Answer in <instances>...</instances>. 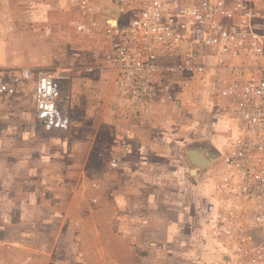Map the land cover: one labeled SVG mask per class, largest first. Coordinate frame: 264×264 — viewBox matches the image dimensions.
<instances>
[{
    "label": "rangeland",
    "instance_id": "374dc122",
    "mask_svg": "<svg viewBox=\"0 0 264 264\" xmlns=\"http://www.w3.org/2000/svg\"><path fill=\"white\" fill-rule=\"evenodd\" d=\"M69 2L72 23L66 28L53 24L50 31L55 20L45 16L57 5L54 1L49 7L41 0H0V26L14 31L0 27V264L264 261L253 257L257 246L264 248L262 233L255 236L260 243L239 244L241 255L227 260L215 248L226 244L198 243L194 228L163 226V220L178 215L180 187L172 175L158 178L173 172L177 163L138 158L137 152L146 156L150 149L146 153L147 148L117 143L126 134L113 128L114 111L125 99L114 96L116 69L108 58L113 46L102 33L103 15L93 13L111 6L94 0L85 10L78 0ZM21 14L31 19L20 21ZM213 68L224 74H211L214 84L208 87L216 90L218 78L225 83L229 73ZM42 73L54 77L56 110L67 118L64 127L55 128L54 119L37 110ZM206 101L200 100L201 109ZM185 191V202H192L191 192Z\"/></svg>",
    "mask_w": 264,
    "mask_h": 264
},
{
    "label": "built area",
    "instance_id": "2783aa9c",
    "mask_svg": "<svg viewBox=\"0 0 264 264\" xmlns=\"http://www.w3.org/2000/svg\"><path fill=\"white\" fill-rule=\"evenodd\" d=\"M103 1L116 10L105 19V33L120 96L140 100L161 93L173 100L166 74L198 76L213 67L229 73L226 89L240 138L229 155L240 182L229 185V193L234 202H252L249 223L264 235V0ZM54 92V77L39 74L37 110L61 128L67 118L57 113ZM241 239L254 243L249 234ZM255 251L253 257L264 258L262 246Z\"/></svg>",
    "mask_w": 264,
    "mask_h": 264
},
{
    "label": "crops",
    "instance_id": "0c3cea01",
    "mask_svg": "<svg viewBox=\"0 0 264 264\" xmlns=\"http://www.w3.org/2000/svg\"><path fill=\"white\" fill-rule=\"evenodd\" d=\"M23 1L26 2V0ZM53 1L57 5L50 9L49 16H45L49 17L51 22L55 20L50 24V31L54 30L51 25L66 28L65 24L72 23L74 19L72 18L73 11H71L73 7L69 5L70 0H41V3H48L50 7ZM78 4L80 9H88V6L82 5L80 0ZM111 9L110 11L101 9L99 12L93 10V13L103 15L100 18L105 26L106 17L116 14V10ZM30 19L31 15L27 17L21 14L19 17L20 21ZM41 25L44 24L41 23ZM0 27L2 32H8L11 29L10 25L5 24ZM105 29H103V35ZM9 32L14 33V31ZM211 49L215 50V48ZM210 70L211 72L206 71L207 75L205 72L201 74L202 77L194 75L196 79L192 75L181 76L186 75L184 73H178L181 75L177 78H164L171 83L173 90L178 81L177 92L174 91L173 100L167 99L161 93L140 100L122 97L117 91L114 78V96L123 98L125 101L124 103L118 102L120 105L114 111L113 128L116 133L126 134L118 139L115 138L122 146L135 149L147 148L146 153L148 148L150 149L146 156L141 151H136L138 158L147 157L148 161H155L154 157H161L160 162L166 159L177 163L172 168L174 173L164 172V177L160 178L154 174L150 175L153 179L155 177L163 180L172 175L170 179H176L175 186L180 187L178 215L175 219L163 220V226L194 228L193 238L198 243L226 244V247L216 245L215 248L223 258L230 260L232 254L241 255L239 244H253L248 241L241 243L244 242L241 236L249 234L255 242L257 239L255 236L260 232L258 228L252 227L249 223L252 202L248 204L242 200L234 202L233 196L229 193V185L240 182V178L234 175L236 169L229 164V155L240 138L232 113V102L226 89L227 82L224 83L222 78V80L218 78L216 90L214 86L213 89L208 87L209 84H214L211 81L214 80L215 75L211 74L219 73L217 69L210 68ZM219 74L224 77L223 72ZM166 75L165 77H168ZM188 84L192 85L189 87ZM205 86H207L206 89ZM204 97L207 98L206 106L205 109H201L200 100ZM203 112H205L204 116ZM206 115L208 118H205ZM103 120L105 121V117ZM116 137L119 136L116 135ZM192 151H197L202 155V159H206L204 166L193 164L189 157ZM163 186L171 187L168 184H163ZM185 189L191 192L192 202H185ZM256 242L260 243V240ZM210 254L214 255L213 252ZM210 264H220V262L212 261Z\"/></svg>",
    "mask_w": 264,
    "mask_h": 264
},
{
    "label": "water",
    "instance_id": "95a60500",
    "mask_svg": "<svg viewBox=\"0 0 264 264\" xmlns=\"http://www.w3.org/2000/svg\"><path fill=\"white\" fill-rule=\"evenodd\" d=\"M189 157L193 164L198 165V166H204L206 164V159H202V155H200L197 151H192L189 154Z\"/></svg>",
    "mask_w": 264,
    "mask_h": 264
}]
</instances>
